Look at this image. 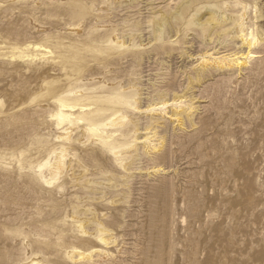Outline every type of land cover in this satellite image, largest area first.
<instances>
[{"label": "bare ground", "instance_id": "obj_1", "mask_svg": "<svg viewBox=\"0 0 264 264\" xmlns=\"http://www.w3.org/2000/svg\"><path fill=\"white\" fill-rule=\"evenodd\" d=\"M0 43V264H208L214 202L235 215L251 169L182 182L176 164L224 149L198 135L264 69V0H0Z\"/></svg>", "mask_w": 264, "mask_h": 264}, {"label": "rangeland", "instance_id": "obj_2", "mask_svg": "<svg viewBox=\"0 0 264 264\" xmlns=\"http://www.w3.org/2000/svg\"><path fill=\"white\" fill-rule=\"evenodd\" d=\"M16 12L18 13V11ZM20 16L30 15L20 14ZM37 16L41 19H38L40 26L47 24L44 21V15L39 14ZM16 19L14 20L16 25L22 26V21L18 20V22ZM111 22L115 28L121 26V16L115 14ZM30 33L28 30V35ZM29 41L31 43L22 41V46L19 45V48L25 50L27 47H31L28 44L35 42L34 40ZM4 47H6L5 44L0 43V49ZM193 50V54H196L195 46H193ZM0 52L11 55L16 51L7 49ZM31 55H36V58L39 59L40 54L36 52ZM14 61L19 72L25 73L26 76L32 75L22 69L21 61L17 59ZM32 76H34L33 80L35 81L37 73ZM0 99L5 100L3 95H0ZM198 102L197 106L208 104L207 99H201ZM208 116L209 130L198 136L208 134L209 138H218L219 141L223 139L226 142L223 146L224 149L218 155L211 153L212 166L203 165L197 156L189 152L185 160L178 161L176 164L178 180L182 182L191 181L194 176H198L201 172L210 175L212 168L217 165L216 163L221 158L233 155L250 167L252 188L245 194L246 203L238 209L235 215L229 213L222 201L215 200L213 210H211V215L214 217L211 225L215 228L211 236L214 240V247L208 255L207 263L264 264V69L252 78L231 84L223 97L211 102L208 108ZM185 162L188 165H184ZM141 182L144 189L136 197L140 215L147 211L146 187L148 186L145 179H142ZM207 195L212 197L214 193L208 191ZM175 213L176 217L185 218L187 221V215L183 209L178 208ZM185 225L186 223L180 225L174 235L178 242H182V228ZM181 246L177 247L178 251L182 249Z\"/></svg>", "mask_w": 264, "mask_h": 264}]
</instances>
